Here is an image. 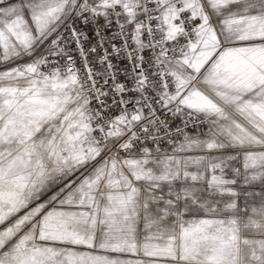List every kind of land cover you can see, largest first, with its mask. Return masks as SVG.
<instances>
[{
	"label": "snow or ice",
	"instance_id": "obj_1",
	"mask_svg": "<svg viewBox=\"0 0 264 264\" xmlns=\"http://www.w3.org/2000/svg\"><path fill=\"white\" fill-rule=\"evenodd\" d=\"M0 264H264V0H0Z\"/></svg>",
	"mask_w": 264,
	"mask_h": 264
},
{
	"label": "built area",
	"instance_id": "obj_2",
	"mask_svg": "<svg viewBox=\"0 0 264 264\" xmlns=\"http://www.w3.org/2000/svg\"><path fill=\"white\" fill-rule=\"evenodd\" d=\"M76 26H77L79 31H82V32H85L88 34V40L84 43V50H85V52H88V49L91 46L96 45L98 43L96 35H95V30H96L97 25H84V24L77 23ZM103 35L105 37L110 38L111 32L108 30H105ZM111 42L116 43L117 45L120 44L119 40H115V41H111ZM73 48H75V45H73ZM104 48H108V50L111 51V48H110L108 42H105ZM104 55H105L104 51L102 49L98 48L97 52L96 53H90L88 58L90 61L95 62L98 57H103ZM73 58L77 60L78 64L80 63V54L78 52H75V51L73 52ZM114 62H116V61H114ZM97 67H99V66L97 65ZM176 123L179 124L180 121L177 120Z\"/></svg>",
	"mask_w": 264,
	"mask_h": 264
}]
</instances>
